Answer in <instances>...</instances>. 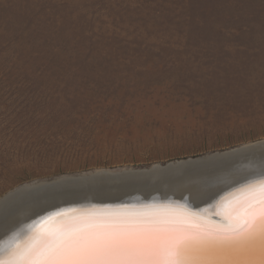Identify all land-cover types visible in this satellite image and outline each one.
<instances>
[{
    "label": "rangeland",
    "instance_id": "obj_1",
    "mask_svg": "<svg viewBox=\"0 0 264 264\" xmlns=\"http://www.w3.org/2000/svg\"><path fill=\"white\" fill-rule=\"evenodd\" d=\"M263 138L264 0H0V197Z\"/></svg>",
    "mask_w": 264,
    "mask_h": 264
},
{
    "label": "water",
    "instance_id": "obj_2",
    "mask_svg": "<svg viewBox=\"0 0 264 264\" xmlns=\"http://www.w3.org/2000/svg\"><path fill=\"white\" fill-rule=\"evenodd\" d=\"M237 150L240 151L242 156L246 157L243 158L241 162L238 161L236 166L230 165L229 167L227 164L229 162H226L224 163V166L219 169L226 172L228 170H232L234 173L233 176H236L234 177L235 179H242L241 182L235 184L233 187H231V189L229 187L228 191L222 193L225 196L224 200L221 202L223 204L226 203V200L229 201L231 194H236L234 199L226 204L225 209L227 210V213L224 214L225 216L223 218L225 221L227 219L230 220V218L233 217L236 220V223L242 221L245 218L243 213L245 211L251 210L249 206L258 195L257 193L259 192L260 188L264 186V161L262 160L264 158L257 159L258 157H264V140L241 146L235 150H230L229 153L225 154L223 157H228L229 155L236 153ZM172 164L173 162H168L167 164L165 163L163 165H151L144 175H139L138 177H154L157 182H155V184L143 187L142 191H137L132 194L131 192L133 191H130V193L126 191H116L114 193H110L111 191H106L105 195L104 193L89 194V192H87V194H84L87 196L84 197H77L75 195L62 196L60 199L63 200L55 201L57 202L55 205H52L54 204L52 198L48 199L51 196H46L47 202L46 207L44 206V208L48 211L40 213L36 217V219H38V217L41 216L38 220L34 219L30 222V224L28 223L29 227H26L27 229L25 228L26 230H24L20 235V239H26L35 235L38 231L37 225L43 223V219L49 217L51 215L49 214L51 211L55 212L54 210H57L55 209L56 207L69 205L77 206L74 208L69 207L64 208V210H60L63 211L64 214L62 213L57 216L64 217L56 220L59 221V223L55 224V226L48 227L56 222L53 221L50 225L45 227L41 233L56 231L69 225H79L86 221H108L119 218H137L141 214L158 212L183 214L191 223L198 224L206 228H214L215 224L209 223L208 217L205 216V214H199L198 211L204 210L203 205L206 204L205 202L210 200L214 195L218 194V192L220 193L219 190L221 188H216V185L219 184L208 187L209 185H212L216 182V178L213 176L207 178L200 177V181L195 176V170L189 171L187 166H183L182 163L179 164L178 161H175L174 165ZM172 167H177L176 169L182 171L188 169L187 171L189 172L174 179L170 178L169 176L168 178L164 177L163 175H166V173L169 172L168 170H170ZM207 168L208 167L202 166L201 168L197 169V174L202 173V171H209ZM91 171L93 170L87 171V173ZM253 175L254 177H252ZM237 176L240 178H237ZM161 178H163V180H161ZM171 181L173 182L172 185L169 184ZM180 181H182V183L187 182V186H190L191 189H195L196 191L200 190L199 188L202 186H207L204 187L202 191H197V193L194 191L195 195H193V198L190 195L187 196L184 194L183 191H178V189L174 187L176 184L181 185ZM224 187L226 186H223V188ZM184 195H186L189 200H191V202L187 199H183ZM222 197L223 196H221V198ZM221 198L219 196L217 201H219ZM81 199H86L87 202H105L118 199L123 200V203L120 204L116 200L118 203L104 205L94 204L92 206L82 203ZM177 199L179 200L176 201ZM133 201L140 202L134 203ZM62 202L64 204L61 205L60 203ZM134 204L139 205L132 206ZM140 205L143 206L140 207ZM108 206L111 208H106ZM40 210H43V208L35 211L37 213ZM34 227L36 228L35 230H33ZM186 264H264V227L257 228L252 233L239 236L230 241L193 242L186 257Z\"/></svg>",
    "mask_w": 264,
    "mask_h": 264
},
{
    "label": "snow or ice",
    "instance_id": "obj_3",
    "mask_svg": "<svg viewBox=\"0 0 264 264\" xmlns=\"http://www.w3.org/2000/svg\"><path fill=\"white\" fill-rule=\"evenodd\" d=\"M249 207L242 221L214 228L169 212L86 221L0 250V264H186L193 242L230 241L264 227V186Z\"/></svg>",
    "mask_w": 264,
    "mask_h": 264
},
{
    "label": "bare ground",
    "instance_id": "obj_4",
    "mask_svg": "<svg viewBox=\"0 0 264 264\" xmlns=\"http://www.w3.org/2000/svg\"><path fill=\"white\" fill-rule=\"evenodd\" d=\"M263 140L264 138L251 141L248 143H244L239 146L229 148L226 150H221V151L217 150V152L216 151L213 153L210 152L209 154H203L197 157H189V158L177 159L174 161H168V162H173L172 165H174L175 161H178L179 164L182 163L183 166H187L189 171L195 170L196 171L195 176L200 181H201L200 177L207 178V177L213 176L216 178V182L212 185H209L208 187L219 184V185H216L217 186L216 188H221L219 190L220 193L218 192V194L214 195L210 200L205 202L206 204L203 205L204 210L198 211L199 214H202V215L205 214V216L208 217L209 223H214L215 224L214 226L225 225L229 223V221H231L232 223H236L235 222L236 220L233 217H231L230 220L227 219L224 221L223 219L225 216L224 214L227 213V210L225 209L226 204L232 199H234V196L236 194H231L229 197V201L226 200L225 201L226 203L223 204L221 202L224 200L225 196L222 193L228 191L229 187L231 189V187H233L235 184H238L239 182H241L242 179L240 180L235 179L234 177L236 176H233L234 173L232 172V170L231 171L228 170L226 172V171L219 170V169H221L224 166V163L226 162L230 163V164L227 163L229 167L230 165L236 166L237 162L238 161L241 162L242 159L245 158L246 156H242L240 154V151L238 150L236 153H233L232 155H229L228 157H223V156L225 154H228L230 150H235L241 146L248 145L254 142H260ZM262 158L264 157H258L257 159H262ZM262 160L264 161V159ZM186 162H189V163H186ZM165 163H153L152 165H163ZM202 166L208 167L207 169L209 171H202V173L197 174V169L201 168ZM149 167H143V168L122 167L120 169L116 168L114 170L106 169V168L104 169L99 168V169H95L88 173L83 172L79 174L60 175L58 177H54L51 179L37 180V181L30 182V183L21 184L15 187L14 189L4 194V196L0 197V250L8 251V250L17 248L18 246L23 247L26 243L29 242L31 236L26 239L25 238L20 239V235L23 233L24 230L27 229L26 227H29L30 222L36 219V217L40 213L48 211L47 209L44 208V206L46 207V202H47L46 196L50 195L51 197L48 199L52 198V201L54 202V204L52 205H55L57 203L55 201L63 200V199H60L62 196L75 195L77 197H84V196H87V195H84V194H87V192H89V194L90 193H93V194L104 193L105 195L106 191H111L110 193H114L116 191H126L130 193V191H133L131 192L132 194L137 191H142L143 187L151 185V184H155V182H157V180L154 177H148V176H145L148 178H143V176L141 178L138 177L139 175H144L148 171ZM176 168L177 167H172L170 170H168L169 172L163 176L167 178L169 176L170 178L174 179V178H178V176L180 177L181 175L187 174L189 172L187 171L188 169H185L184 171H182ZM252 177H254V175ZM237 178H240V177L237 176ZM161 180H163V178H161ZM180 182H181V185L176 184L174 185V187L178 189V191H183L184 194H186L187 196L190 195L192 197L193 195H195L194 194L195 192L197 193V191L198 192L202 191L204 187L207 186V185L202 186L199 188L200 190L196 191L195 189H191L190 186H187V182H183V183L182 181ZM169 184L172 185L173 182L171 181L169 182ZM222 185L226 187L223 188ZM62 188H66V189H62ZM234 193H237V192H234ZM186 195L183 196V199H187L188 201L191 202V200H189V198ZM219 196L220 198L221 196L223 197L219 201H217V198H219ZM81 200H82L81 201L82 203L87 204V205H92V206L94 204L104 205V204L118 203V202L120 204L123 203V200H118V199H113L111 201H105V202H102V201H88L87 202L86 199H81ZM178 200L179 199H177L176 201ZM133 202L138 203L140 201H133ZM60 204L62 205L64 203L62 202ZM135 205H139V204H134L132 206H135ZM76 206L77 205L56 207L55 209L57 210H54V211L57 213L51 211V213H49L51 215L43 219V223H41L40 225H37L38 231L36 232V234L41 233L42 230L48 225H50L53 221H56L64 217V216L62 217L57 216L63 213V211H60V210H64V208H69V207L74 208ZM141 206L143 205H140V207ZM42 208L43 210H40L36 213L35 210L42 209ZM106 208H111V207L108 206ZM70 212H73V211H70ZM229 215H230V209H229ZM40 217H38V219ZM57 223H59V221H56L54 224L48 227L55 226V224ZM35 229L36 228L34 227L33 230ZM5 259H7V257H5Z\"/></svg>",
    "mask_w": 264,
    "mask_h": 264
}]
</instances>
